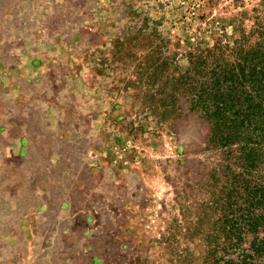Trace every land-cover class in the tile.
Wrapping results in <instances>:
<instances>
[{
  "label": "rangeland",
  "instance_id": "1",
  "mask_svg": "<svg viewBox=\"0 0 264 264\" xmlns=\"http://www.w3.org/2000/svg\"><path fill=\"white\" fill-rule=\"evenodd\" d=\"M263 33L264 0H0V264H207L224 161L181 78Z\"/></svg>",
  "mask_w": 264,
  "mask_h": 264
},
{
  "label": "trees",
  "instance_id": "2",
  "mask_svg": "<svg viewBox=\"0 0 264 264\" xmlns=\"http://www.w3.org/2000/svg\"><path fill=\"white\" fill-rule=\"evenodd\" d=\"M223 51L191 54L181 78L188 108L206 119L207 142L224 161L207 264H264V33L247 49L235 48L232 62Z\"/></svg>",
  "mask_w": 264,
  "mask_h": 264
}]
</instances>
